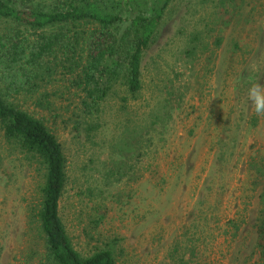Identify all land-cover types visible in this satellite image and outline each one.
<instances>
[{"label":"rangeland","instance_id":"374dc122","mask_svg":"<svg viewBox=\"0 0 264 264\" xmlns=\"http://www.w3.org/2000/svg\"><path fill=\"white\" fill-rule=\"evenodd\" d=\"M253 5L249 22L219 31L218 0H170L142 53L139 90L131 96L123 78L114 81L90 115L93 130L62 79L45 87L48 108L28 105L61 144L59 215L81 253L109 240L113 264L258 262L264 117L251 123L246 92L264 85V0ZM41 182L40 165L0 130V264L41 255L31 209Z\"/></svg>","mask_w":264,"mask_h":264},{"label":"trees","instance_id":"16d2710c","mask_svg":"<svg viewBox=\"0 0 264 264\" xmlns=\"http://www.w3.org/2000/svg\"><path fill=\"white\" fill-rule=\"evenodd\" d=\"M169 1L0 0V130L42 168L38 200L31 208L42 236L36 264H113L114 255L109 240L87 253L73 246L59 215L66 159L45 115L28 110V105L48 108L45 87L57 78L77 93L75 107L81 117L98 112L116 80L123 78L127 92L134 96L141 86L142 53L154 40ZM218 1L219 31L251 20L255 0ZM221 39L219 35L217 41ZM230 44L226 64L237 47L236 41ZM190 52L192 46L185 50ZM256 118L251 115V123ZM96 127L91 118L84 125L87 131ZM254 169L263 176L262 166ZM254 234L256 264H264V210L256 219Z\"/></svg>","mask_w":264,"mask_h":264},{"label":"clouds","instance_id":"9594fccd","mask_svg":"<svg viewBox=\"0 0 264 264\" xmlns=\"http://www.w3.org/2000/svg\"><path fill=\"white\" fill-rule=\"evenodd\" d=\"M246 95L252 112L258 117H264V85L258 82L251 83Z\"/></svg>","mask_w":264,"mask_h":264}]
</instances>
